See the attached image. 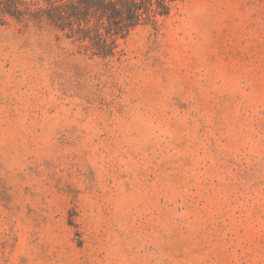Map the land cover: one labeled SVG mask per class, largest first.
<instances>
[{"label":"rangeland","instance_id":"374dc122","mask_svg":"<svg viewBox=\"0 0 264 264\" xmlns=\"http://www.w3.org/2000/svg\"><path fill=\"white\" fill-rule=\"evenodd\" d=\"M94 53L0 14V264H264V0Z\"/></svg>","mask_w":264,"mask_h":264},{"label":"trees","instance_id":"16d2710c","mask_svg":"<svg viewBox=\"0 0 264 264\" xmlns=\"http://www.w3.org/2000/svg\"><path fill=\"white\" fill-rule=\"evenodd\" d=\"M180 0H68L31 10L22 0H0V14L18 22L43 19L72 43L92 48L96 55L113 57L116 41L139 27L156 28Z\"/></svg>","mask_w":264,"mask_h":264}]
</instances>
